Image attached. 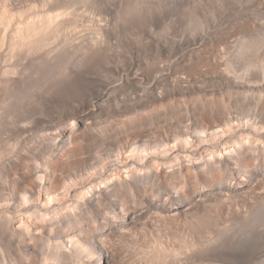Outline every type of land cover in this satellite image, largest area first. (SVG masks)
Instances as JSON below:
<instances>
[{
  "label": "bare ground",
  "instance_id": "6f19581e",
  "mask_svg": "<svg viewBox=\"0 0 264 264\" xmlns=\"http://www.w3.org/2000/svg\"><path fill=\"white\" fill-rule=\"evenodd\" d=\"M101 1L0 0V264H264V8L170 15L162 76Z\"/></svg>",
  "mask_w": 264,
  "mask_h": 264
},
{
  "label": "rangeland",
  "instance_id": "374dc122",
  "mask_svg": "<svg viewBox=\"0 0 264 264\" xmlns=\"http://www.w3.org/2000/svg\"><path fill=\"white\" fill-rule=\"evenodd\" d=\"M97 0H95V2H96ZM99 1V0H98ZM103 1V0H102ZM101 1V2H102ZM108 0H106V2H107ZM117 1V0H116ZM139 1V0H138ZM143 4H141L143 7H144V9L146 10V7H147V11H149L150 13H149V15L147 16V17H149L150 18V20H149V18H147L146 17V20L148 19L149 20V22L150 23H148V20L144 23V26H145V24L147 25L145 28H146V30L149 32V34L147 35V37L145 38V41H146V43H145V50H144V53H143V59H145V60H147V70L149 71V72H153V73H157V72H159V71H161V72H163L161 75L163 76V74H165L166 72H177V73H179V72H184V70L186 71V69H187V66H188V63L190 64V60H191V57L192 56H194L193 54H195L194 52H193V50L196 48V47H194V45H196V46H198V44L199 43H197V41H196V43L195 44H193V46H192V43H191V46H189V45H185V44H183V41H181V33H183V32H181V30H180V28L182 27H180L179 28V30H177V31H179V32H177L176 30H173V33H172V31H171V28L170 27H168V26H166L165 25V23L166 22H168L167 20H169L168 18L170 17V15H171V17H174V16H177V20H180L181 21V19L183 18V14L185 13L186 15H184L185 16V20L184 19H182V24L181 25H183V23L186 21V18H187V20H188V18H189V16L190 15H192V13H193V11L196 9V6H198V8L196 9V11H194V13H196V12H198V13H201L203 16H204V14H205V16H207V19H209L210 20V18L211 17H213V18H218V19H220L219 21H218V19L217 20H215V19H212L211 18V20L213 21V20H215V22H218V24H217V26L219 25V24H221L222 26H223V23L221 22V21H223V22H225V21H228V19L232 16H234L235 17V15L236 14H238L239 12H240V10L242 11V12H244L245 10H247V11H245V12H248V13H257V14H255V15H257V17L258 16H260V15H262V14H260L259 15V13H260V11H262V10H264V9H262V8H264V7H262V5L264 6V4L262 3L264 0H262V2H261V0H259V2H261L262 4H261V6L258 4L259 2H257L258 0H255V1H253V0H250V2L252 3H248L249 2V0H243V2H245V3H243L242 2V0H238V1H236L235 0V2L233 1L232 3H234V5H237V7H239L240 6V8H238V10H239V12H238V10H237V7L235 6H232L233 4L231 3V1L232 0H228L230 3H231V6L228 8V6L226 7V5H225V7L224 8H222L223 6H224V4H222V5H220L221 3H223V1L222 0H220V1H218V0H140ZM139 1V4L141 3ZM201 3H200V2ZM211 1H213V2H211ZM216 1H218L217 2V4H216ZM222 1V2H221ZM106 2H105V0L103 1V4L105 3L106 4ZM109 2V1H108ZM107 2V4H106V6L104 5V7H109V5H110V7H111V4H110V2L108 3ZM203 2V3H202ZM221 2V3H220ZM238 2V3H237ZM192 3H196L195 4V7H194V5L193 6H191L192 5ZM211 3H213L212 5H211ZM215 3V4H214ZM218 3H219V5H220V7L218 6ZM247 3V4H246ZM82 4V5H81ZM81 4H79V5H81L80 7L81 8H83L84 6H85V4H83V3H81ZM109 4V5H108ZM145 4V5H144ZM183 4L185 5V6H183ZM203 5V6H202ZM218 6L219 7V10H218V7H216V9L214 10L215 12H217V16H215V15H211V14H213V13H215L214 11H213V8L212 7H214V6ZM248 5V6H247ZM255 5V6H254ZM83 6V7H82ZM142 6H140V8L142 9L143 7ZM183 6V7H182ZM188 6V7H187ZM201 6V7H200ZM212 6V7H211ZM222 6V7H221ZM250 6V7H249ZM254 8H253V7ZM257 6V7H256ZM184 7H186V8H184ZM192 7H193V9H192ZM203 7V8H202ZM205 7V8H204ZM208 7H210V8H212V11H210V8L208 9ZM232 7H234V8H232ZM249 7V8H248ZM259 7H261V8H259ZM187 8H190L191 10L190 11H188L187 13H186V10H187ZM206 8H207V11H210V12H212L211 14H210V17H209V14H208V12L206 11ZM222 10H221V9ZM228 9V11H230L229 12V15H228V11L227 10H225V9ZM245 8H247V9H245ZM256 8V9H255ZM143 9V10H144ZM150 9V10H149ZM182 9V10H181ZM184 9H185V11H184ZM199 9V10H198ZM203 9H205L204 10V12H203ZM235 9H236V11H237V13H236V11H235ZM242 9H244V10H242ZM248 9H250V10H248ZM252 9V10H251ZM259 9H262V10H260V11H258ZM151 10H152V14H151ZM189 10V9H188ZM198 10V11H197ZM202 10V11H201ZM222 11V12H220L221 14H223L225 11L227 12H225L223 15H224V17H222L221 18V16H223V15H220V13H219V11ZM232 10V11H231ZM254 10V11H253ZM184 11V12H183ZM192 11V12H191ZM207 13H206V12ZM257 11V12H256ZM183 13V14H181L182 16H180L179 14L180 13ZM189 12H191V14L189 13ZM233 12V13H232ZM235 12V13H234ZM177 13H179L178 15H177ZM190 15H189V14ZM193 13V14H194ZM198 13H196L197 15H199ZM231 13V14H230ZM189 16H188V15ZM151 15V16H150ZM153 15H155L154 17H152ZM202 15L200 16V18L201 19H204V23L205 24H207L208 25V23L209 22H211V21H209V20H207L206 18H205V16H204V18H202ZM226 15V16H225ZM187 16V17H186ZM228 16H230V17H228ZM168 17V18H167ZM180 17V18H179ZM227 18V20H226V18ZM232 17L230 18V19H232ZM153 18V20H151ZM175 18V17H174ZM179 18V19H178ZM221 19H223V20H221ZM229 19V20H230ZM156 20V21H155ZM225 20V21H224ZM151 21H152V23H151ZM184 21V22H183ZM208 23H207V22ZM187 22V21H186ZM149 25H148V24ZM181 23V22H180ZM185 24V23H184ZM210 24V23H209ZM184 26V25H183ZM206 30V29H205ZM204 29H202V32H203V34H204V31H205ZM209 29H207V31H205L206 33H205V35H207L208 34V32L210 31H208ZM175 31V32H174ZM182 31H186V30H182ZM202 34V35H203ZM204 36V35H203ZM208 36V35H207ZM206 37V36H205ZM168 38H170V39H172L174 42H175V45H176V51L174 52V55L172 56V57H165V55H161V57H162V60L161 61H156L153 57L155 56V45H156V43L157 42H161L163 39H168ZM194 47V48H193ZM123 56H124V60L125 61H127V54H123ZM195 57V56H194ZM192 58V60H191V63H192V61L195 59V58ZM184 65H186V69L184 68V70H183V67H184ZM241 205H243V204H241V203H239L238 204V207H237V205H236V208H238V210H239V206L241 207ZM244 209V206H242L241 208H240V210H239V212H242L243 211V209ZM245 237V236H244ZM247 238V237H246ZM244 238L243 239V241L246 243V245L244 244V242L243 241H241V245H239V248L238 249H240L242 246L243 247H246V248H251L250 246H252L251 244L249 245V241H250V243H252V241L249 239V238ZM246 239V240H245ZM249 239V240H248ZM248 242V243H247ZM246 248H244V249H246ZM235 252H237V251H235L234 250V252H233V256H234V254H235ZM238 252H237V255L235 254V258H239V256H238ZM238 256V257H237ZM261 257H263L262 255H261ZM247 259V258H246ZM246 259L245 260H242V263L243 264H250V263H248V262H245L246 261ZM193 264V263H192ZM195 264V263H194Z\"/></svg>",
  "mask_w": 264,
  "mask_h": 264
}]
</instances>
